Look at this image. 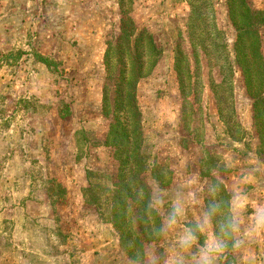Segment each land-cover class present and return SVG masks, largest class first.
Masks as SVG:
<instances>
[{
    "label": "rangeland",
    "instance_id": "374dc122",
    "mask_svg": "<svg viewBox=\"0 0 264 264\" xmlns=\"http://www.w3.org/2000/svg\"><path fill=\"white\" fill-rule=\"evenodd\" d=\"M119 1L0 0V264L133 260L103 215L107 209L87 203L85 192L90 183L110 187L118 169L113 148L104 144L111 117L102 114L101 97L107 42L121 31ZM247 1L264 10V0ZM132 2L125 0L136 26L147 28L163 48L153 72L140 80L137 98L148 152L172 174L169 185L149 176L146 181L151 192L165 194L163 219L178 188L188 201L173 231L144 244H155L163 264L177 237L213 200L209 184H219L215 199L227 211L232 184L240 181L247 197L242 228H247L254 207L264 204V160L254 100L235 64L237 30L227 0H212L208 20L224 32L228 61L212 49L208 56H194L190 0ZM259 34L264 54V25ZM179 43L196 72L195 97L188 93L187 99L175 70ZM252 252L255 264H264V238L253 243ZM242 259L228 251L218 264H242Z\"/></svg>",
    "mask_w": 264,
    "mask_h": 264
},
{
    "label": "trees",
    "instance_id": "16d2710c",
    "mask_svg": "<svg viewBox=\"0 0 264 264\" xmlns=\"http://www.w3.org/2000/svg\"><path fill=\"white\" fill-rule=\"evenodd\" d=\"M119 4L122 12L121 31L114 41L107 42L104 53L106 80L101 102L102 114L111 117L104 144L113 148L118 169L110 187L90 183L85 192L87 203L98 206L100 210L107 209L103 215L119 231L121 245L134 259L146 242L161 238L154 237L151 232V223L158 227L163 221L160 211L153 214L151 222L144 215L148 195L152 193L146 176L160 186L169 185L172 170L158 164L148 152L143 132V114L137 98L140 80L153 72L162 57L163 48L147 28L139 29L136 26L132 8L126 9L125 0H120ZM190 5L188 30L194 56L201 53L208 56L212 49L220 56L224 55L228 61L227 46L223 42L224 32L214 20H208L213 12L212 0H190ZM227 5L229 18L237 30L235 64L241 68L248 93L254 100V121L260 141L258 153L264 160V54L259 34V27L264 25V10L252 8L247 0H227ZM175 70L182 95L185 99L188 93L195 97L196 72L191 68L190 56L181 43L175 49ZM230 71L231 78L234 73L232 67ZM225 81L224 78L222 83L213 86L214 90L222 88ZM232 93L233 89L230 91L231 97ZM219 110L221 114L220 106ZM59 186L62 189V185ZM141 187L146 193L145 200L129 207L128 202L136 200L135 191ZM227 194L224 193L225 196ZM129 241H134L135 246L129 247Z\"/></svg>",
    "mask_w": 264,
    "mask_h": 264
},
{
    "label": "clouds",
    "instance_id": "9594fccd",
    "mask_svg": "<svg viewBox=\"0 0 264 264\" xmlns=\"http://www.w3.org/2000/svg\"><path fill=\"white\" fill-rule=\"evenodd\" d=\"M219 188L217 183L208 185V193L213 200L204 207L194 224L186 227L177 237L173 251L163 259V264H218L220 258L228 251L241 253L242 264H255L256 257L252 252V245L264 238V204H257L254 207L250 223L247 228H242L241 213L246 210L247 197L240 189V181L232 184V199L227 205V211H225V203L215 199ZM135 195L136 200H130L129 207H134L136 202L145 200L146 193L142 187L136 189ZM164 195L160 191H153L148 195L144 215L150 222L153 214L164 207L166 203ZM187 203L178 188L162 223L158 227L151 223L152 235L160 238L173 231L185 215ZM194 203L200 202L195 200ZM218 216L221 219L214 223ZM201 237H203L202 242ZM134 246L135 242L129 241V247ZM161 260L155 244L148 243L140 247L131 264H161Z\"/></svg>",
    "mask_w": 264,
    "mask_h": 264
},
{
    "label": "crops",
    "instance_id": "0c3cea01",
    "mask_svg": "<svg viewBox=\"0 0 264 264\" xmlns=\"http://www.w3.org/2000/svg\"><path fill=\"white\" fill-rule=\"evenodd\" d=\"M101 99H102V97H101ZM228 183V182H227Z\"/></svg>",
    "mask_w": 264,
    "mask_h": 264
}]
</instances>
